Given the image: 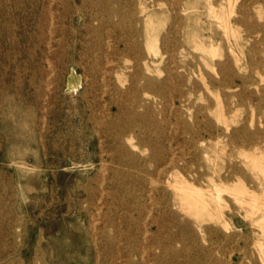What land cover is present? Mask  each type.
Returning a JSON list of instances; mask_svg holds the SVG:
<instances>
[{
  "label": "rangeland",
  "instance_id": "374dc122",
  "mask_svg": "<svg viewBox=\"0 0 264 264\" xmlns=\"http://www.w3.org/2000/svg\"><path fill=\"white\" fill-rule=\"evenodd\" d=\"M108 1L117 14L104 13L101 27L112 46L98 56L100 25L83 0H0V264H94L90 242L66 241L91 217L120 225L108 232L115 259L102 264H263L264 0ZM146 20L149 44L136 34ZM148 78L165 85L166 160L211 205L199 217L179 210L194 233L160 217L158 194L131 209L138 198L103 169L117 165L111 88ZM208 226L219 233L200 231Z\"/></svg>",
  "mask_w": 264,
  "mask_h": 264
},
{
  "label": "bare ground",
  "instance_id": "6f19581e",
  "mask_svg": "<svg viewBox=\"0 0 264 264\" xmlns=\"http://www.w3.org/2000/svg\"><path fill=\"white\" fill-rule=\"evenodd\" d=\"M83 1L85 2V9L90 15V24L93 25V23H98L100 25V27L97 29L93 28L94 33L92 42L94 44L95 52L98 56L104 55L105 48L110 50L112 46L111 42L108 41L104 35L103 29L101 27L104 25L106 20V15H104V13L116 15L117 12L111 9V4L108 0ZM144 11L145 10H142V12ZM148 20H146L143 30H138L136 32L139 37L144 38V41L147 44L151 43V41L154 39ZM193 38V35H188L186 37L185 41L187 46L191 43ZM184 48L185 46L183 49ZM129 49L135 50L138 53H142V47L137 44V42H132L129 46ZM168 53H170L168 46L164 47V49L160 51L158 50L154 53L155 61L159 63L163 62L164 55ZM145 65L149 67L147 62ZM124 86L125 85L112 86L111 90L113 91V95H110L111 97L109 103L112 107L118 110V117L115 120H111L112 122L109 124L110 128H117V133L114 134L117 143H115L116 145L113 146L114 156L116 157H114V161L117 163V165L115 168L105 165V168L103 169L106 172L110 170L113 172V175L119 176L120 181L118 182L117 186H124V188L130 190L131 193L136 196V199L138 198L130 205L131 209H134L140 213L145 211L147 207H144V205L138 203V201L142 198H145L146 201H152L153 198H155V195L158 194L160 195V201L157 211L160 212V217L171 218L173 225L179 227L181 230H184L183 234L184 232L188 231L194 233L196 226L194 223L188 220H181L179 218V210L183 207V204H185L189 210L195 214L196 217H199L205 212L209 213V211H211V205L208 200L207 193L201 190L202 188L199 189L195 186L193 187L191 186L192 184H188L189 182L187 181H184L185 185L184 183L182 184V181L179 180L180 172L176 159L170 158L168 161L166 160L167 158L164 153L163 144H166L168 139L165 134L163 124L158 117V114H160L159 106L163 101L165 85H163L162 80L148 78L145 81V85H129L125 89L123 88ZM129 92H132V96L130 97L128 95ZM126 104L129 105L128 109H125ZM251 136L253 135H250V137ZM221 154L224 155L223 153ZM260 169L261 171L259 172L263 173L261 179L264 181V165H260ZM216 187L217 186H215V188ZM216 189L218 191V187ZM227 189H225V191ZM221 191L222 190L220 189V192ZM237 192L240 191L238 190ZM184 193L185 195H182ZM87 196H91L90 192L87 193ZM216 198L218 199L217 196ZM259 202L260 201L258 199L257 203ZM262 203L264 204V202ZM84 213V217L88 216V212ZM97 221L99 220L91 217L89 220L90 223L88 230L80 233L79 235L74 234L72 230L68 229L69 233L66 241L69 243L70 240L75 241L77 239L83 242H90L92 245L91 256L93 258L94 264H102V262L112 263L115 259L118 240L117 237H111V235H109L110 233L108 234V232L112 231L110 230L111 228L117 232L120 231V225L115 220L108 217H105L104 220L102 219V227L97 226ZM154 224L157 226L159 225V228L164 227V225H160L159 220L155 221ZM200 231H205L211 234L219 233V230L212 226L205 227L204 230L201 228ZM195 240L198 239L195 238ZM129 241H131V239H129ZM129 241L125 239L126 244H128ZM38 242H40V240ZM134 247L135 246H131V248H128L130 254L136 252V248ZM260 249L264 254L263 243H261ZM164 258L166 257L163 256V259ZM176 258H178L176 252H173L167 256V259L171 260L172 262L175 261ZM209 262H211L210 264H217L212 262V260Z\"/></svg>",
  "mask_w": 264,
  "mask_h": 264
}]
</instances>
